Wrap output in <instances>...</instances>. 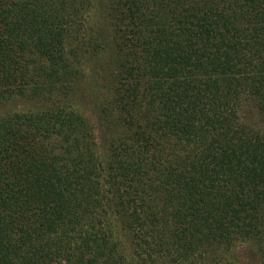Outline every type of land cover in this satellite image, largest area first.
Instances as JSON below:
<instances>
[{"label":"trees","instance_id":"trees-1","mask_svg":"<svg viewBox=\"0 0 264 264\" xmlns=\"http://www.w3.org/2000/svg\"><path fill=\"white\" fill-rule=\"evenodd\" d=\"M0 264H264V0H0Z\"/></svg>","mask_w":264,"mask_h":264},{"label":"rangeland","instance_id":"rangeland-1","mask_svg":"<svg viewBox=\"0 0 264 264\" xmlns=\"http://www.w3.org/2000/svg\"><path fill=\"white\" fill-rule=\"evenodd\" d=\"M244 253H245V251L244 250H242ZM245 256H247V255H245ZM246 261H247V259H245Z\"/></svg>","mask_w":264,"mask_h":264}]
</instances>
